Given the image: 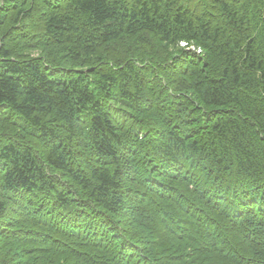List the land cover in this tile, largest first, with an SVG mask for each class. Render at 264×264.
Listing matches in <instances>:
<instances>
[{
  "label": "trees",
  "instance_id": "16d2710c",
  "mask_svg": "<svg viewBox=\"0 0 264 264\" xmlns=\"http://www.w3.org/2000/svg\"><path fill=\"white\" fill-rule=\"evenodd\" d=\"M0 264H264V0H0Z\"/></svg>",
  "mask_w": 264,
  "mask_h": 264
}]
</instances>
